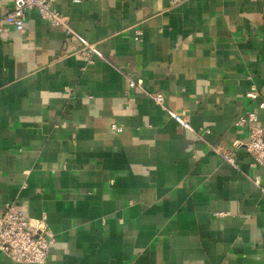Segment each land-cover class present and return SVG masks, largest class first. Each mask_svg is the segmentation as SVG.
I'll return each instance as SVG.
<instances>
[{
	"label": "crops",
	"instance_id": "obj_1",
	"mask_svg": "<svg viewBox=\"0 0 264 264\" xmlns=\"http://www.w3.org/2000/svg\"><path fill=\"white\" fill-rule=\"evenodd\" d=\"M12 5L0 0V18ZM53 9L102 58L86 65L82 43L34 10L23 33L5 25L0 213L14 201L33 232L46 216V264H264V169L234 125L254 112L264 127V0H58ZM125 75L162 94L202 139L129 90ZM248 76L259 100L245 95ZM0 264L21 263L0 251Z\"/></svg>",
	"mask_w": 264,
	"mask_h": 264
},
{
	"label": "built area",
	"instance_id": "obj_2",
	"mask_svg": "<svg viewBox=\"0 0 264 264\" xmlns=\"http://www.w3.org/2000/svg\"><path fill=\"white\" fill-rule=\"evenodd\" d=\"M58 0H13L11 9L0 18V33L3 32L5 25L12 26L19 32L25 31L26 14L34 10L40 18L55 26H60L67 34L78 39L82 46L78 50L79 55L85 61L86 65L93 63L94 56L102 58V54L95 45L87 43L80 35L75 33L68 25L67 21L57 11L53 9L54 3ZM75 3L82 0H72ZM184 0H171L172 4ZM142 31L135 30L134 39L141 40ZM81 69H84L82 67ZM128 89L143 90L142 80L134 79L125 75ZM248 90L245 95L249 99L259 100V93L255 82L251 76ZM144 91V90H143ZM145 94L172 119L180 123L184 128L193 131L198 138L202 139V129L195 132L189 125L173 110L164 105V97L160 93ZM258 107L264 109V99L258 101ZM234 125L246 129V140L239 143L250 155L254 163L259 164L264 169V127L257 124V116L254 112H243L236 120ZM111 129L117 132L121 127L112 124ZM207 132V131H205ZM74 137V136H73ZM214 150L222 158L234 165V158L231 153L214 147ZM112 182V181H111ZM220 213L219 215H221ZM38 231L33 232L31 219L20 209L14 201H7L3 204L0 213V251L8 256L12 261L21 264H46L49 255L50 246L54 242V235L46 224V216L43 214L39 220L35 221Z\"/></svg>",
	"mask_w": 264,
	"mask_h": 264
}]
</instances>
